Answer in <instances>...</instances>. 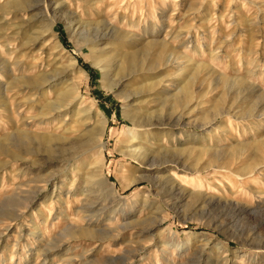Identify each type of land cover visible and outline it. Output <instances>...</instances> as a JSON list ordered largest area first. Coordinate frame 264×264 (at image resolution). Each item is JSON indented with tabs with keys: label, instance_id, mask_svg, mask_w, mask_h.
<instances>
[{
	"label": "rangeland",
	"instance_id": "obj_1",
	"mask_svg": "<svg viewBox=\"0 0 264 264\" xmlns=\"http://www.w3.org/2000/svg\"><path fill=\"white\" fill-rule=\"evenodd\" d=\"M63 2L62 13L40 0L19 20L11 14L0 19V103L9 108L0 111V141L8 144L4 136L17 129L51 133L60 126L59 133L64 124L74 127L76 110L93 102L108 121L106 181L95 177L89 184L85 169H72L66 143L51 142L49 153L39 147L25 159L0 155V264H264V175L250 166L254 156L264 160V0H90L94 6L87 8L78 0ZM94 10L134 34L132 50L142 53L156 40L153 51H164L174 64L171 77L185 63L176 68L183 67L181 80L193 97L189 113L175 122L180 107L173 98L183 93L182 83L165 82L156 97L167 100L151 108L155 150L143 166L120 151L131 125L125 101L117 87L103 86L89 46L78 37L85 23L98 19ZM70 56L87 80L68 66ZM28 61L35 67L19 72ZM20 75L43 76L47 93L25 99L17 92L20 84L9 83ZM71 82L83 102L62 109L60 124L36 125L32 119L21 126L22 117L53 102L60 86ZM17 104L20 115L13 112ZM162 146L169 147L168 164L150 166L154 156L163 159ZM128 168L145 178L122 187L129 183ZM243 172L250 175L239 176ZM83 228L90 233L79 234Z\"/></svg>",
	"mask_w": 264,
	"mask_h": 264
},
{
	"label": "bare ground",
	"instance_id": "obj_2",
	"mask_svg": "<svg viewBox=\"0 0 264 264\" xmlns=\"http://www.w3.org/2000/svg\"><path fill=\"white\" fill-rule=\"evenodd\" d=\"M39 1L40 0H34L32 4H28V0H6L4 4H0V12H2V14L0 15V19L5 14H11L13 18H17L19 17L21 13L29 12L30 10L35 9V7L39 6L41 4V3L39 4ZM43 1L46 7L47 6L50 7L53 5L51 9L53 12H56V10L60 11V8H63V6L65 5L63 0L61 1L60 0H43ZM69 1H76V0H69ZM78 1L82 2V5L84 8L94 6V3H95V2L94 3L90 2V0H78ZM251 2L255 3L256 1H251ZM61 11L60 13H62ZM90 12L92 14H95L98 19L95 21H88L87 23H85V27H87V29L80 30V33L78 36L80 37L79 40H81L87 46H89V49L93 55V63L94 65L99 66L100 71L102 73L103 86L109 90H114L117 87L119 89L117 92V96L121 97L125 101L124 102L125 108L123 110V113H124V116L130 121L131 125H126L125 135H124L125 137L120 141V143H123V149H120V151L122 153L128 154L130 157L134 158L140 166H143L147 161L146 159L149 156L150 151H152L153 149V146H154L153 142L156 138V133H157L156 132L157 125L156 123L153 122L154 121L153 120L154 110H152L151 108H153L155 105L158 107L159 105L163 106V101L167 100V98H163L162 100L159 101V97L157 98L156 95L159 93H162L161 88L162 86H164L165 82L167 81L177 80L178 81L176 83L177 85L178 84L180 85L183 82V80H181L182 73L184 72L182 69L183 67L179 69L176 67L184 66L185 63L181 64L180 66V63L177 62L178 65L175 67L177 71L175 74H173L174 77H171L169 73V68H170L169 65H174V64H171L172 60L167 58L164 51L160 49H155L153 51L156 40L154 39L150 40V42L147 43L146 45V49L142 53L138 52L137 50H132V48L134 47L133 41L137 40V38L134 36V34L130 30L125 31L121 27H118L117 25H115L112 21L114 18L111 20V18L109 19V16L108 18L101 17L102 13L99 11L94 10ZM64 14H73V13L66 12ZM31 17L32 16H30V18ZM17 20L19 19L17 18ZM31 20L24 21L26 23L25 26H27ZM52 23L53 22H51V24ZM66 24H67V27L70 30H72V26H71L72 23H70V21L67 23L66 21ZM133 26L134 25L132 24V22L128 24L129 29L132 28ZM5 28H8V27H5ZM45 28L46 27H44V29ZM32 31H35V30H32ZM36 35L38 36V34ZM32 37L29 36L27 41L29 42L32 39ZM9 42L8 44H10ZM147 55L149 56V58L146 57ZM151 55L153 56L152 58H151ZM140 56H145V60L140 61L139 60ZM21 58L22 57H20V59ZM35 65L36 63L28 61L25 63L24 66H21L19 68V72H22L26 69L28 70L32 69L33 67H35ZM68 66L74 69L75 72L78 74V76H81V78H83L84 80H87L88 76H87L86 71L77 65L75 57L73 56L69 57ZM0 71L4 72V69L2 70L0 67ZM21 78L24 79V82L20 81ZM15 82H17V84L18 83L20 84V87L18 88L17 92L22 93L25 96V99L27 98V100L29 96L31 95H33V97L36 96L35 100H37L38 98L37 96L42 97L44 96L46 92L44 91L43 84L47 82V79H45L41 75H38V76L36 75L32 77V79L29 77H25V76L22 77L21 75L19 77H13V76L10 77L9 83L11 87L14 86V85L12 86L11 84ZM22 84H25V85H22ZM182 84L180 86L181 89L179 91L183 93L181 94V96L179 97L175 96L173 98L174 103L178 107H180L179 112L176 115L175 122H177L182 117L183 114L189 113V109H190L189 102L193 98L192 95H190V91L188 90L187 85L184 83ZM165 92H168V91H165ZM83 98L79 94L78 88L75 83H72V82L68 84L66 83L65 86L63 84L62 86H60V89L58 90V92H56L53 102H46L44 106L37 107V113L32 116L22 117L20 119V124L21 126L28 127L32 125L30 122L32 119L34 120L36 119L35 120L36 125H47L52 122L57 123L60 121V117L62 115L61 113L62 109H68L69 106L71 107L76 104H81L83 102ZM129 98L133 99L132 102L130 103L128 102ZM32 104L34 105V103ZM1 107H2V104L0 103V111L2 110L6 111L9 109L6 107L5 108H1ZM20 107L21 106H18V104L16 107L14 106L13 112L20 115V111L18 110L20 109ZM44 110L46 111L44 112ZM75 117H76L75 123H77L78 126L75 124L74 127L71 125V128H70L69 126H66L64 124L63 129H61L62 131L59 133L57 132L56 129L60 126L54 128L51 133H45V132H33L32 133L30 131H21L17 129V132H15L16 134L13 133V135L10 137L4 136L5 140H9L8 144H4L2 141H0V155L8 156L11 159L18 160V159H23L24 158L23 156L27 154L35 155L39 147L42 150L49 153L52 150L51 142H58L60 145H63V146L66 143V145L69 146L68 156H69V161L71 162L70 166L72 167V169L74 168L78 169L79 166L85 169L84 174L83 173L82 174L85 175L84 177L86 178L87 183L89 184L94 185L93 178L95 177L103 181H106L104 179L103 170L105 167V148H106L105 133H106L107 125H108L107 118L101 110H99L96 106H94L93 102H89V104H87L83 108H78L75 112ZM67 131H69L70 133L71 132L73 133V138L66 137ZM162 148H163L162 150L165 153V154L162 153L164 155V156L162 155L163 159L161 158L156 159L154 156L149 164L150 166L153 164L155 165L158 164L160 167L161 166L163 167L168 164L169 159L166 158V156L169 152V147L162 146ZM154 158L156 161L154 160ZM251 159H252V164H250L251 169L257 174L264 175V160L261 161L258 156H254ZM247 166L249 165L246 164L244 170H247L248 168ZM173 167H175V165ZM173 167L172 166L168 167V170H172ZM216 168H219L225 171V170H228L229 167L225 165H219ZM185 169L189 170L188 168H185ZM130 170L131 168H128L127 170L128 171L127 178L129 179V183L124 184V185L121 184L122 187H126L130 183H134V182H137L145 178L143 174L136 176ZM155 173L156 175L154 176V178L150 179L152 181V184H154L155 182L154 179H158L160 176L159 170L156 171ZM249 175L250 174L246 172L239 174V176H249ZM47 181L48 180L46 179L43 180V184L41 185H43L44 187L47 184ZM89 184L88 186H90ZM146 199L147 198H144V200ZM6 218H13V217H11V215H6ZM89 233H90L89 230L85 228L79 231V234L81 235H88Z\"/></svg>",
	"mask_w": 264,
	"mask_h": 264
}]
</instances>
